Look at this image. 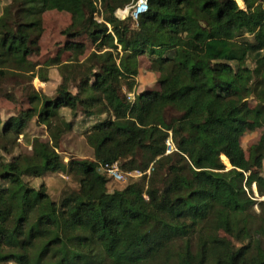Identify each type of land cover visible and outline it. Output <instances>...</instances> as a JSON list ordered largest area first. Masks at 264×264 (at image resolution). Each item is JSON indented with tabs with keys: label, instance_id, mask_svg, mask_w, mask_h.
Returning a JSON list of instances; mask_svg holds the SVG:
<instances>
[{
	"label": "trees",
	"instance_id": "obj_1",
	"mask_svg": "<svg viewBox=\"0 0 264 264\" xmlns=\"http://www.w3.org/2000/svg\"><path fill=\"white\" fill-rule=\"evenodd\" d=\"M242 1L147 0L121 20L131 0H7L0 95L29 108L0 116V140L26 138L31 122L47 140L0 159V264H264V135L247 157L240 144L264 128V0ZM52 12L69 18L65 42L41 60ZM142 56L158 90L135 93ZM53 69L49 96L32 82ZM80 119L93 160L64 162L57 150ZM113 163L140 176L110 192L101 167ZM47 173L78 184L57 219L36 214L48 195L30 179Z\"/></svg>",
	"mask_w": 264,
	"mask_h": 264
},
{
	"label": "rangeland",
	"instance_id": "obj_2",
	"mask_svg": "<svg viewBox=\"0 0 264 264\" xmlns=\"http://www.w3.org/2000/svg\"><path fill=\"white\" fill-rule=\"evenodd\" d=\"M238 7L241 9L245 8L244 2L241 0H235ZM7 0H0V12L2 8L6 5ZM124 9V8H123ZM121 9V10H123ZM117 11V10H116ZM115 15L121 18L123 15L121 13L115 12ZM127 16H124L126 18ZM69 23L68 16L64 14H58L55 12L47 13L43 15V35L40 41L41 45V60L46 59L47 57L53 56L57 50V45L63 44L65 42V38L60 35L61 29L66 27ZM80 41V40H79ZM86 45V53H89L93 48L90 44H88L85 39H81ZM149 60L147 57H139V69L137 80V87L135 89V93H141L143 91H154L158 90L157 84V74L152 73L148 70ZM51 80L50 82L44 84L40 83L37 80H33L32 84L37 90L43 91L45 94L51 96L56 87L57 81H59L57 71L51 70ZM130 97L133 98V95L130 94ZM17 100L12 99L8 96L7 93H3L0 95V116L2 123L6 121V119L14 115L18 112H21L27 108H29V104L25 99L21 97H16ZM251 105H254L252 100H249ZM66 114V112L64 113ZM67 117V114H66ZM80 119L78 124L73 128L71 132H68L63 135L62 140L60 142L59 148L57 152L61 156L64 162H68L69 159H78V160H93V151L87 145L84 137L83 130L84 125L80 124ZM83 125V126H82ZM26 138L19 136L15 141L4 142L0 140V147L6 144L10 150V154H5L0 151V159L1 160H10L11 157L17 154H29L30 153V141L32 137L39 136L43 140H47L46 133L44 128L36 126L33 122L25 130ZM264 135V128L255 129L252 132H246L240 139L241 147L244 151L245 156H248L249 148L251 145L257 143L261 136ZM29 142V143H28ZM11 146H14L12 149ZM222 159V158H221ZM223 161V159H222ZM226 167L229 165L223 161ZM257 173L264 174V167L262 170H255ZM124 180L121 182H109L107 184L108 191L112 192L116 189H122L130 180L138 179L139 175L137 172H125ZM30 183L39 188L40 185H43L48 198L45 199L38 207L36 214L37 216H47L51 219H57L58 214V203L64 193L75 190L78 188V184L74 178L68 176L65 173H47L39 179H30ZM253 190L255 188L253 187ZM264 198V197H263ZM262 198V199H263Z\"/></svg>",
	"mask_w": 264,
	"mask_h": 264
},
{
	"label": "built area",
	"instance_id": "obj_3",
	"mask_svg": "<svg viewBox=\"0 0 264 264\" xmlns=\"http://www.w3.org/2000/svg\"><path fill=\"white\" fill-rule=\"evenodd\" d=\"M148 9L147 0H131L128 6H126L123 10L118 9L116 12L121 13L123 16L121 18L116 17L118 19H124V16H130L133 20H136L139 15L145 13ZM166 145V154L174 151V147L170 139L165 141ZM102 173H104L107 177H109L112 181L121 182L124 180V174L120 169L118 163L106 164L101 167ZM148 173V171H147ZM140 176V174L138 173Z\"/></svg>",
	"mask_w": 264,
	"mask_h": 264
},
{
	"label": "bare ground",
	"instance_id": "obj_4",
	"mask_svg": "<svg viewBox=\"0 0 264 264\" xmlns=\"http://www.w3.org/2000/svg\"><path fill=\"white\" fill-rule=\"evenodd\" d=\"M122 15V14H121Z\"/></svg>",
	"mask_w": 264,
	"mask_h": 264
},
{
	"label": "water",
	"instance_id": "obj_5",
	"mask_svg": "<svg viewBox=\"0 0 264 264\" xmlns=\"http://www.w3.org/2000/svg\"><path fill=\"white\" fill-rule=\"evenodd\" d=\"M264 199V198H263Z\"/></svg>",
	"mask_w": 264,
	"mask_h": 264
}]
</instances>
